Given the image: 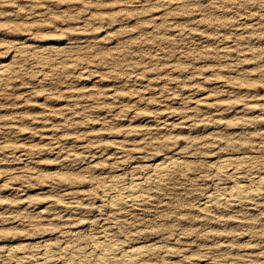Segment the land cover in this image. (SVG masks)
Segmentation results:
<instances>
[{"label":"rangeland","instance_id":"obj_1","mask_svg":"<svg viewBox=\"0 0 264 264\" xmlns=\"http://www.w3.org/2000/svg\"><path fill=\"white\" fill-rule=\"evenodd\" d=\"M1 63L0 264L106 234L147 264H264V192L207 203L264 178V0H0ZM172 160L139 207L100 188Z\"/></svg>","mask_w":264,"mask_h":264},{"label":"bare ground","instance_id":"obj_2","mask_svg":"<svg viewBox=\"0 0 264 264\" xmlns=\"http://www.w3.org/2000/svg\"><path fill=\"white\" fill-rule=\"evenodd\" d=\"M10 67L12 68V66H9L7 64L0 65V84L2 83L1 81L4 80L5 78H9L12 76L13 73ZM198 102L201 103L200 99H198ZM234 159L232 161H235ZM215 164H217L216 169L219 172V175L221 174V177H223L222 176L223 173H226L231 177L233 176L234 178L235 177L238 178L236 175L239 176L242 175L238 173L240 169L238 167L239 164L236 165L237 167L234 166L231 167L233 163H231L230 159L228 160L226 158L220 160V162L218 161V163L216 162ZM175 168H177V162L173 160L168 164H166V162L165 163L158 162L152 168V172L143 180H139V181L132 180L130 183H124V184H118L119 183L118 182L117 184L115 183L116 186L106 185L103 184L104 183L103 182L100 183L101 185L100 188L102 187L105 194L111 193L110 201L113 205H116L117 207L129 206L131 208V206H135L139 204L141 201L143 202L145 200L146 202V199L149 197L151 192V190L149 192L148 187L160 186L162 182L164 183V181L167 180L168 176H170L175 172ZM233 183L234 184L232 187H230V189L227 188L228 190L225 189L222 190L221 192L220 191L218 193L216 192L217 194L213 193L215 195L207 196V203L215 202L214 204L217 203L219 206L226 207L227 209V207L231 208L234 204H238L247 200H255L257 198L259 199L260 195L264 192V178L260 179V181L259 182L257 181V183L255 184L253 183L254 185L242 184L239 182V180ZM221 188L223 189V187ZM111 203L109 202V204ZM207 203L205 204L206 206L209 205V204L207 205ZM136 207H139V205H137ZM100 236L102 237L103 235ZM100 236L98 235V237L95 236L91 237L92 249H88L87 247L88 249L87 250L83 247L85 249L84 250L80 245H73V244L70 245L68 244L63 246L62 248H59L61 252L63 253L68 252L71 254V256L68 258L65 257L66 255L62 256L60 253L55 252L54 246L51 243V241L50 243L49 242L45 243L44 247L39 252L36 251L35 253H33V251L32 252L28 251V253L23 252L20 254L19 253L20 249L16 247L11 248L9 252L15 258V260L17 261L16 263L18 264H29V261H31V259L34 262V264H76V263L81 264L88 259L94 262V264H147L146 261L148 256V250L145 249L144 247L142 246L125 247L122 244V242L121 243L120 241L116 242L115 241L116 239L114 240L112 238L113 236H110L108 234L104 235V238H101Z\"/></svg>","mask_w":264,"mask_h":264}]
</instances>
